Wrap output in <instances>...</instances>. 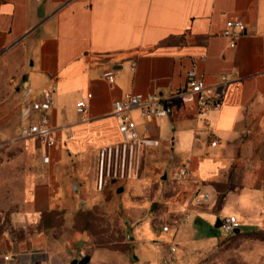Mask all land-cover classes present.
Returning a JSON list of instances; mask_svg holds the SVG:
<instances>
[{
	"label": "crops",
	"instance_id": "0c3cea01",
	"mask_svg": "<svg viewBox=\"0 0 264 264\" xmlns=\"http://www.w3.org/2000/svg\"><path fill=\"white\" fill-rule=\"evenodd\" d=\"M228 19L246 24L234 47L221 34ZM193 64L208 85L228 76L221 107L201 116L174 102L160 118L131 110L136 134L155 141L141 178L97 191L96 151L120 139L113 102L127 93L167 99ZM45 89L53 90V146L19 137L24 92L36 99ZM87 94L82 115L76 103ZM14 128L31 168L13 231L0 236V264H86L96 250L122 253L74 247L85 231L73 229L74 218L97 206L118 212L125 228L146 220L155 236L153 219L172 227L190 216L215 226L234 215L239 232L264 230V0H0V136ZM197 192L208 195L199 204ZM113 200L119 210L108 209ZM162 205L171 209L155 211ZM251 220L255 229L242 230Z\"/></svg>",
	"mask_w": 264,
	"mask_h": 264
},
{
	"label": "rangeland",
	"instance_id": "374dc122",
	"mask_svg": "<svg viewBox=\"0 0 264 264\" xmlns=\"http://www.w3.org/2000/svg\"><path fill=\"white\" fill-rule=\"evenodd\" d=\"M24 147L17 129L10 135L0 136V236L13 231V216L21 208L25 177L31 168ZM107 206L110 210H119L115 200L107 201ZM170 209L162 205L156 206L155 211L163 213ZM153 211L149 206L147 213L153 215ZM121 217L118 212L111 214L97 206L86 217L77 214L74 218L73 229H85L75 243L76 249H86L89 244L92 249L108 246L122 252L96 250L86 264H158L169 246L180 249L181 264H264V230L257 234H225L218 241L223 231L214 226L211 217L195 225L190 216L172 227L169 219L157 217L152 220L154 228L168 225L172 230L155 236L146 220L126 224L125 228ZM58 225L61 227L57 232L61 234L65 224ZM241 229H255L253 220Z\"/></svg>",
	"mask_w": 264,
	"mask_h": 264
},
{
	"label": "built area",
	"instance_id": "2783aa9c",
	"mask_svg": "<svg viewBox=\"0 0 264 264\" xmlns=\"http://www.w3.org/2000/svg\"><path fill=\"white\" fill-rule=\"evenodd\" d=\"M246 24L241 19H228L221 31L222 36L229 40V46L234 47L239 37L244 33ZM133 66V64H132ZM185 86L167 99L151 94H124L122 98L113 102V114L118 119L120 139L100 146L96 151L94 165V187L102 191L108 184L138 180L141 178L142 165L146 148L155 144L152 139H143L136 134L135 122L129 118V112L137 109L142 118H160L168 115L174 102L182 109L192 110L197 115L206 116L221 107L225 98L229 79L222 75L216 84L208 85L203 72L193 64L186 71ZM104 77L113 82V73L106 72ZM31 93L26 90L23 94V109L21 120L24 122L19 131L21 139H36L45 146H53L55 138L51 125V111L53 110V90L45 89L40 97L29 99ZM87 94L76 103L77 111L85 115ZM215 144V142H211ZM48 161L47 157H44ZM188 174L186 167L178 172V177L184 178ZM208 197L205 193H196L193 200L202 203ZM240 227V221L234 215L221 218L220 228L225 234H232ZM170 227L164 225L161 232H169ZM175 248L169 246L167 253L158 264H181L175 255ZM8 257L5 256L4 259Z\"/></svg>",
	"mask_w": 264,
	"mask_h": 264
},
{
	"label": "water",
	"instance_id": "95a60500",
	"mask_svg": "<svg viewBox=\"0 0 264 264\" xmlns=\"http://www.w3.org/2000/svg\"><path fill=\"white\" fill-rule=\"evenodd\" d=\"M170 114H171V111L168 112V115H170ZM220 225H221V219L218 218V219L216 220V222H215V227H220ZM239 231H240V229L237 228V229H234V230H233V233H237V232H239ZM87 261H88V258H84V259H82V260L79 261V264H83V263H85V262H87ZM72 264H75V262H72Z\"/></svg>",
	"mask_w": 264,
	"mask_h": 264
},
{
	"label": "trees",
	"instance_id": "16d2710c",
	"mask_svg": "<svg viewBox=\"0 0 264 264\" xmlns=\"http://www.w3.org/2000/svg\"><path fill=\"white\" fill-rule=\"evenodd\" d=\"M240 234H243V232H239V233L232 234V235H240ZM249 234H250V233H249ZM251 234H257V233L255 232V233H251Z\"/></svg>",
	"mask_w": 264,
	"mask_h": 264
}]
</instances>
